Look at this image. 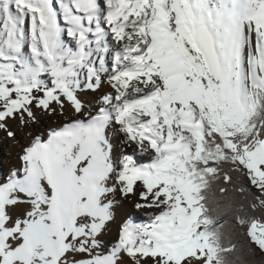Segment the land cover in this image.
<instances>
[{
	"label": "snow or ice",
	"instance_id": "obj_1",
	"mask_svg": "<svg viewBox=\"0 0 264 264\" xmlns=\"http://www.w3.org/2000/svg\"><path fill=\"white\" fill-rule=\"evenodd\" d=\"M7 142L0 264H264V0H0Z\"/></svg>",
	"mask_w": 264,
	"mask_h": 264
},
{
	"label": "rangeland",
	"instance_id": "obj_2",
	"mask_svg": "<svg viewBox=\"0 0 264 264\" xmlns=\"http://www.w3.org/2000/svg\"><path fill=\"white\" fill-rule=\"evenodd\" d=\"M11 142L2 143V147L0 148V165L7 167V159L9 158V154L13 147L10 146ZM139 217H143V215H138Z\"/></svg>",
	"mask_w": 264,
	"mask_h": 264
},
{
	"label": "bare ground",
	"instance_id": "obj_3",
	"mask_svg": "<svg viewBox=\"0 0 264 264\" xmlns=\"http://www.w3.org/2000/svg\"><path fill=\"white\" fill-rule=\"evenodd\" d=\"M2 147V143H0V148ZM15 151H16V149L15 148H13V150H11V152H10V154H9V158L7 159V162H6V164H7V166H9V165H11V164H13V163H16V161H15V158H14V156H15ZM137 215H143L144 216V214L143 213H138ZM141 218H143V217H141Z\"/></svg>",
	"mask_w": 264,
	"mask_h": 264
}]
</instances>
